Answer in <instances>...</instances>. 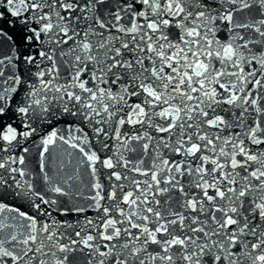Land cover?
Instances as JSON below:
<instances>
[{"label": "snow or ice", "instance_id": "6c2138e0", "mask_svg": "<svg viewBox=\"0 0 264 264\" xmlns=\"http://www.w3.org/2000/svg\"><path fill=\"white\" fill-rule=\"evenodd\" d=\"M0 264H264V0H0Z\"/></svg>", "mask_w": 264, "mask_h": 264}]
</instances>
